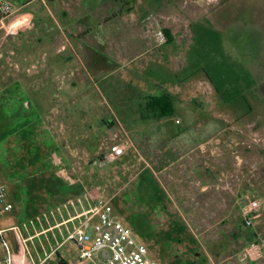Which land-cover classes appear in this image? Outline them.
I'll use <instances>...</instances> for the list:
<instances>
[{"label":"rangeland","instance_id":"obj_1","mask_svg":"<svg viewBox=\"0 0 264 264\" xmlns=\"http://www.w3.org/2000/svg\"><path fill=\"white\" fill-rule=\"evenodd\" d=\"M8 1L18 12L0 24V182L8 189L14 211L0 224L19 228L6 233L15 257L26 249L23 240L42 229L52 228L51 248L60 246L67 234L65 226L54 228L58 217L25 233L23 224L30 219L18 216L8 172H21V158L38 147V166L49 165L53 174L59 171V178L29 180L37 190L31 205L38 210L31 218L76 204L90 193L111 203L114 217L133 230L160 264H264V84H258L264 78V54H258L264 49L255 47L259 37L264 44V0H218L211 5L199 0L205 6L195 0H131L128 7L122 6L129 8L125 16L132 21L123 16L124 21L112 18L110 23L106 13L95 15L91 23L72 17V11L61 17L57 1L46 0L72 45L74 28L88 36L84 48L71 49L70 44L60 49L62 53L55 44L60 32L47 38L45 17L35 8L39 2L27 9L21 6L29 0ZM217 18L227 25H215ZM77 19L81 26L74 25ZM113 24L123 28L122 37L133 40L127 49L104 44L106 31H111L107 26ZM158 32L166 37L163 45L157 41ZM64 53L78 62L66 74H81L75 102L80 120L74 124L66 113L57 128L51 123L38 130L11 128L29 124L26 114L35 116L21 80L41 72L45 59ZM163 92L175 97L176 116L141 121L137 111L147 96ZM256 94L257 103L252 100ZM76 124L79 139L70 136ZM32 131L40 137H32ZM46 132L54 138L53 146L46 143ZM125 141L131 147L121 161L103 160L111 146ZM201 166L208 171L205 192L199 182ZM20 176L16 182H26ZM151 176L160 192H166L161 198L165 209L155 208L160 198L154 199L158 186ZM255 198L263 205L253 227L246 229L242 209ZM253 242L263 245L262 257L254 262L243 254ZM26 244L33 248L31 241ZM34 244L38 248L39 243ZM57 251L46 264H60L59 258L66 264H103L99 259L80 263L72 242Z\"/></svg>","mask_w":264,"mask_h":264},{"label":"crops","instance_id":"obj_2","mask_svg":"<svg viewBox=\"0 0 264 264\" xmlns=\"http://www.w3.org/2000/svg\"><path fill=\"white\" fill-rule=\"evenodd\" d=\"M56 1H57V6H58L57 9H58V12L60 11L61 17H65L69 11H72V14H71L72 17H75V18L78 17L79 20H80V17H82L84 19H88L89 21L88 23H91V19H93L95 15L100 16L101 13H106L108 17L111 18L107 20V23H110L112 18L113 20H117L125 16V10L128 12L129 8L125 9L122 6V4L128 7L129 5L128 2L131 0H56ZM35 2L40 3V6H37L35 8H38L41 11V14H43V16L45 17L44 18L45 19L44 29H45V33L47 35L48 40L49 41L51 40L50 39L51 36H58L60 32L61 37H57V39L55 40V44H57L58 46L57 48H59L58 53H62L60 52V49L62 50L66 49V45H70L71 42L66 39V35L63 33V30H61V28L59 27V23L54 18V15L52 14L50 10V7L48 6L47 1L46 0H29L25 2V5L21 6V8L23 7V8L28 9V7H30L31 4ZM108 2L110 3L108 4ZM194 2L198 4L199 6H205L199 0H195ZM33 9L34 8L30 10H33ZM220 9L221 8H218L217 10V17H219L218 13ZM129 16L130 15L126 14V16L123 19L126 22L132 21ZM234 21L235 20H233V23ZM80 22L81 21H78L77 19V22L74 23V25L81 26ZM215 25L223 28L227 24L223 20H221V18L220 19L217 18ZM116 26L117 24L107 26V28H109V30L111 31L109 33H107L106 31L104 44H106L107 42L111 44L116 43L114 45L112 44L111 47L127 49L130 45V42L131 41L133 42V40L131 39L128 40L126 39V37H122V34L124 33L123 28L118 29ZM76 28H74L71 32L73 36L72 41L74 42L73 43L74 46L72 44L70 45L71 49L84 48L85 43H86L85 37L88 38L87 35L82 37L80 34L81 32L80 28L79 27H76ZM241 29L245 31V28L242 27ZM86 32L89 34L88 30H84V33ZM119 32L120 34L118 35ZM189 37H190L189 40L191 42L192 37L194 38V34H193V31L191 30V26H190V36ZM259 42H260V37H259V40L255 42V45H256L255 47L258 49H264V44L262 43L259 44ZM261 54L263 55L264 52L262 53L260 52L258 55H261ZM66 55L64 53V54H60L54 57L51 56L50 59L49 58L45 59V65L41 69V72L29 74L28 76H26L24 80H21V83L23 84H20V87L23 88L26 95L30 99V101L28 102V106L30 107L31 114H35V116L30 117L29 114H26V118L28 119L29 124L25 126L24 125H21V126L11 125V128L19 129V130H23V129L38 130V129H44L46 127V124L48 123L53 124L57 128L59 123L64 121L66 113H69L68 117L71 116V120L74 124H75L74 122L75 119L79 118L80 120V116H79L80 109L77 107L75 102H76V97L78 98L80 97L79 93L77 92L79 91L78 88L80 86L79 81H80L81 74L78 72L76 73L74 70H71L69 73L66 74L67 70H70L73 67L78 66V62L76 60ZM263 62L264 60H262V63ZM258 82L256 83L260 85L264 84V78L260 79ZM155 95L157 94H153L149 96H155ZM258 96L259 94H256L255 98L252 99L255 101V103L258 102L257 101ZM251 110H253L254 112L256 111L254 109H250V111ZM76 115H78V117ZM36 116H37V120H33V118H35ZM35 123L37 124L34 125ZM110 123L112 122L106 121V124L110 125ZM77 127H79V125L77 124L72 126V131H71L70 136L72 138L79 139L82 136L79 135L77 132L75 133V131L78 129ZM46 134L48 136V141L46 143L53 146V144L55 143L54 138L51 135H49L48 132H46ZM32 137H40V135H38V132L36 133L33 132ZM129 150L130 148L126 149L125 154L120 158L119 161H121L127 155ZM26 152H27V156H25L24 158H21V160L22 159L32 160L33 154H30L28 150ZM206 169L203 171V167L202 166L200 167V181L199 182L201 183L202 192H205L208 188L207 186L208 181H206L208 171ZM161 172L162 171H160V173ZM197 172H198V169L195 168L194 173L197 174ZM43 176H46V177L53 176V177L59 178V171L53 174L52 171L50 170L46 174H44L40 170H37L36 173L34 172L31 174L27 173L25 175V179L30 180L33 178L43 177ZM197 176H199V174ZM155 208L159 210L165 209L161 200L156 202ZM82 209L78 207L79 212ZM76 213L77 212L75 210H71V212L69 211L67 213H64L58 219H60V223H61L62 221L64 222L68 220L70 217H72ZM65 217H67L66 220H65ZM34 218H30V221L33 220ZM56 226L57 225H55L54 228H57ZM35 228H39V227H37L36 225L30 226L27 230H24V232L27 233L30 230L35 231ZM51 231H52V228H47L45 230L42 229L40 233L30 238L24 239L23 241L25 243L26 249L22 250L21 256H19V258L15 257V254H14L15 264H46L48 261L53 259L54 255L58 253V251L56 252V250L59 248V246L56 248L50 247V243L48 242V237L49 235H51L50 234ZM40 236H42L41 239L39 238ZM52 238L53 236L51 235V239ZM26 241L28 242L31 241V243H33L32 249L28 248ZM35 241L39 243L38 248L34 244ZM59 260H60V264H66V261L64 260V258H59Z\"/></svg>","mask_w":264,"mask_h":264},{"label":"built area","instance_id":"obj_3","mask_svg":"<svg viewBox=\"0 0 264 264\" xmlns=\"http://www.w3.org/2000/svg\"><path fill=\"white\" fill-rule=\"evenodd\" d=\"M202 1L211 5L218 0ZM17 12L18 8L10 1L0 0V24L10 19ZM157 37L160 45L166 43V37L162 32H158ZM130 145L129 142L125 141L120 145L111 146L103 160L108 163L119 161L126 149L131 147ZM8 194L6 185L0 182V220L14 211V205L8 200ZM75 202L76 204L70 202L63 207H58L55 211L36 216L29 223L23 225L24 230L30 226L46 223L50 219L59 218L68 212V207H70L77 213L68 220L57 224L56 227L63 226L62 229H64L65 226L67 234L60 246L66 242H72L79 252L80 263L99 259L103 264H160L151 256L149 248L135 236L133 230L114 217V209L109 201L102 196L94 198L90 193H86L83 200ZM83 203L86 204L85 207ZM75 205L83 208L82 211L79 212ZM262 205L263 200L255 198L249 200L244 206L242 209L244 228L253 227L255 214L261 210ZM95 220L96 222H94ZM68 224L70 228L67 227ZM12 230L18 231L19 228L13 226L4 229L0 224V264H15L14 252L6 236L7 231ZM104 252H108L106 258L103 257ZM243 254L247 260L257 261L263 255V245L253 242L244 249Z\"/></svg>","mask_w":264,"mask_h":264},{"label":"trees","instance_id":"obj_4","mask_svg":"<svg viewBox=\"0 0 264 264\" xmlns=\"http://www.w3.org/2000/svg\"><path fill=\"white\" fill-rule=\"evenodd\" d=\"M168 37L170 40H172L171 35H168ZM175 102V97L168 92H163L160 95L149 96L146 98L144 106H141L137 111V114L139 115L141 121H166L169 118L176 116L177 110ZM111 125H113V123H111ZM28 151L30 152V154H33L32 161L22 159L21 161H24L23 163H25V166L21 169V172H18L15 169H13L15 171L12 170L8 172V176L10 177L9 185L11 186V188L14 187L15 189V193L13 194V196L17 198V203L20 208L18 216L23 220L30 219L32 217V214L36 213L38 210L36 207L31 205L32 201L35 200L34 194L37 190H35V186H32L30 184L29 180H25L26 182L24 183H17L16 176L19 178L22 174V177L25 178L26 172L30 169H32V173H36L37 170H40L44 174L51 170L49 165H45V167L38 166L42 165V163L38 161V158H34V155L36 156V154H38V152L40 151L38 147L32 148ZM27 165L31 166L26 167ZM15 174L16 176L14 177ZM152 182H154L158 186L157 189L154 190V199L157 200V198H160L159 200H161L163 196H166V192H163L164 190L160 192L159 185L154 177H152ZM71 186L72 185H69V187ZM10 193L12 194L11 190ZM13 214H16V209Z\"/></svg>","mask_w":264,"mask_h":264},{"label":"water","instance_id":"obj_5","mask_svg":"<svg viewBox=\"0 0 264 264\" xmlns=\"http://www.w3.org/2000/svg\"><path fill=\"white\" fill-rule=\"evenodd\" d=\"M108 256V252L103 253V257L106 258Z\"/></svg>","mask_w":264,"mask_h":264}]
</instances>
